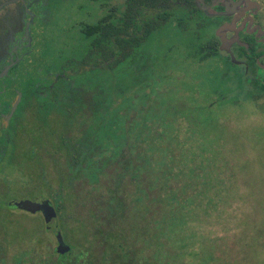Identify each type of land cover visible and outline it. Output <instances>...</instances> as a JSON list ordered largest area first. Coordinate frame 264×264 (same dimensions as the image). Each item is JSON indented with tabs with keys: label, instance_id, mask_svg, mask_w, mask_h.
<instances>
[{
	"label": "trees",
	"instance_id": "trees-1",
	"mask_svg": "<svg viewBox=\"0 0 264 264\" xmlns=\"http://www.w3.org/2000/svg\"><path fill=\"white\" fill-rule=\"evenodd\" d=\"M168 4V0H126L124 15L117 17L114 11L109 12L114 17L109 19L108 73L103 75L98 70L92 81L78 82L82 88L73 100L76 112H65L60 135V149L67 160L59 185L68 188L67 194L77 186L81 189L83 194H77L76 204L88 205L90 217L77 218L79 224L71 227L61 225L75 237L74 245L69 243L72 253L59 254L54 248L41 256L36 251L41 244L37 232L29 238L36 243L23 248V255L13 264H95L89 248H78L80 238L103 245L98 264H180L176 259L180 255L199 251L192 245L198 234L190 231V239L189 232H185L188 220L193 218L188 212L196 209L189 202H197L190 200L194 195L201 202L208 190L201 186L205 173L197 167L214 161L215 153H219L215 144L222 135L217 128L219 115L211 112L212 105L195 102L198 92L187 84L185 88L184 82L169 70L160 72L157 64L161 59L144 49L145 36L150 38L167 23ZM135 7L143 11L156 7L160 12L158 21L147 19L141 37H119L117 32H128L134 23ZM213 54L203 45L196 47L191 56L203 62ZM89 91L91 98L87 96ZM130 100L141 104L135 117L131 116L134 106ZM127 105V112L119 110ZM186 144L191 148L187 149ZM174 145L181 149L178 156L173 154ZM195 154L202 158L199 165L190 163ZM192 177L201 183L187 193L186 180ZM209 182L207 179L206 185H214ZM208 200L206 197L205 202ZM66 209H59L61 216ZM171 239L178 248L172 261L169 256L173 248L167 246ZM139 241L145 248L136 249Z\"/></svg>",
	"mask_w": 264,
	"mask_h": 264
},
{
	"label": "flooded vegetation",
	"instance_id": "flooded-vegetation-1",
	"mask_svg": "<svg viewBox=\"0 0 264 264\" xmlns=\"http://www.w3.org/2000/svg\"><path fill=\"white\" fill-rule=\"evenodd\" d=\"M65 1L0 0V175L5 181L6 167L14 170L9 181H0V211L8 209L0 222L17 221L9 217L16 211L37 214L40 221L44 219V230L56 231V238L60 232L59 224L53 225L56 221L79 224L77 219L70 218L68 223L59 218V209L76 204L77 193L74 189L67 194L68 188L59 185L61 180L55 187H46L41 168L45 170L47 160L66 159L60 149L65 112H76L73 100L82 88L78 82L92 81L98 70L108 73L109 19L114 17L109 12L121 17L126 9V0L122 9L108 0H68V5ZM168 1L169 27L191 36L196 47L210 49L214 54L209 60L217 63L224 79L234 81L233 93L257 101L264 111V0ZM69 11L74 37L58 42L46 28L56 12ZM134 13V23L128 32H117L119 37L145 35L147 19L156 23L160 12L156 7L144 11L135 7ZM69 28L64 27L62 34L67 36ZM219 95L226 98L222 91ZM87 96L92 97L91 91ZM57 124L59 129L54 131ZM61 171L55 172L59 179ZM11 192L18 194L10 197ZM44 198L57 212L50 221L41 208L32 211L12 203ZM66 244L67 249L59 251L57 240L55 251L70 253L71 245Z\"/></svg>",
	"mask_w": 264,
	"mask_h": 264
},
{
	"label": "rangeland",
	"instance_id": "rangeland-1",
	"mask_svg": "<svg viewBox=\"0 0 264 264\" xmlns=\"http://www.w3.org/2000/svg\"><path fill=\"white\" fill-rule=\"evenodd\" d=\"M67 1L64 3L67 4ZM108 1L120 9L123 7L124 0ZM117 13L119 12L117 11ZM72 17L73 14L70 11L56 12L54 22L46 28H49L48 30L58 42L73 39L74 30L69 28ZM64 27L69 28L67 36L62 34ZM195 48L191 36L173 30L168 23L155 31L144 44L146 51L161 59L157 64L160 72L169 70L173 77L176 76L184 82L185 88V84H187L189 89L197 91L198 98L195 102L212 105L211 112L219 115L217 128L222 135V138L215 144V147H219V153L217 155L215 153L214 161L201 163L197 167L200 173H205L202 176L204 180L201 186L203 189L207 186L208 190L203 193L201 202L198 201L197 195L190 198V200L195 199L196 203L189 202L191 207L196 205V209H191L188 212L193 218L188 220L185 232H189L187 237L190 239V231L198 234L192 245L194 248H199V251H191L190 254H182L176 258L175 252L178 251V248L173 244L172 238L167 243L170 249L173 248V254H170L169 260L172 261L176 258L180 264H264V111L259 107L260 103L257 101L249 100V98L242 99L243 93L241 92L233 93L234 81H230V78H223L215 61L199 62L197 58H193L191 54ZM219 91L225 94V101L220 99L223 97L217 93ZM130 104L134 106L130 109L131 116L135 117L141 104L135 100H130ZM129 106H120L119 110L127 112L125 107ZM58 129L59 125L57 124L54 131H58ZM182 134L186 133L182 132ZM191 142H193L192 147L198 151L196 142L193 140ZM184 146L187 149L191 148V145L188 146V144ZM180 150L176 145L173 146L174 155L178 156ZM198 156L195 154L191 157L192 165H199L202 158ZM60 158V160L54 159L52 162L47 160L45 170L41 168L46 187L47 185L49 187L58 185L59 178L55 174L57 169L62 170L63 174L66 173L64 171L65 159L62 156ZM9 174H14V170L9 172L8 165L5 173V178L8 181ZM22 178L24 177L22 176ZM36 179L37 177H35ZM207 179H210L214 185H206ZM0 181L5 182L1 175ZM186 181L189 183V188L186 189L187 193L198 188L197 185L201 183L200 179L193 177ZM79 189L77 186L76 193L82 197L83 193ZM5 190L7 191L6 188ZM17 194L11 192L10 197ZM206 197H209L208 202H205ZM7 210L0 211L1 218L7 217ZM9 217L19 219L15 222L10 220L9 222L6 220L0 222V264H10V259L12 264L18 262L23 255L21 254L22 249L36 243L29 238L37 232L40 235L42 232L44 235L39 237L41 244L36 246V251L44 256L46 251L54 250L57 245L56 231L44 230V219L42 218L43 221H40V215H25L16 211L12 215L9 214ZM89 217L88 205L81 203L69 206L63 212V216L61 213L59 216V218L67 220L68 223L72 219H89ZM89 222L92 221L89 220ZM129 222L130 220H128ZM58 224L66 242L74 245L76 242L74 235L62 230L59 221L53 225ZM70 224L74 225L75 221ZM133 224L135 223L133 222ZM168 236L170 237V234ZM27 239L28 241H26ZM80 239L78 248H89L94 254L95 264H98V258L104 250L103 245L89 243L87 238ZM134 241L137 240L134 239ZM179 241V239L175 240V242ZM10 243H14L13 246H9ZM140 246L145 248L141 241L136 249ZM84 254L85 256L89 255L88 253Z\"/></svg>",
	"mask_w": 264,
	"mask_h": 264
},
{
	"label": "water",
	"instance_id": "water-1",
	"mask_svg": "<svg viewBox=\"0 0 264 264\" xmlns=\"http://www.w3.org/2000/svg\"><path fill=\"white\" fill-rule=\"evenodd\" d=\"M12 203L17 204L19 207L28 209V210H36L38 208H41L44 211L45 219L47 221H50L53 217L57 215L56 210L53 208V205L50 203V201L47 198H44L40 201L32 202L30 200H14ZM57 239H58V246L59 251H63L67 249V244L63 238V235L61 232L57 233Z\"/></svg>",
	"mask_w": 264,
	"mask_h": 264
}]
</instances>
